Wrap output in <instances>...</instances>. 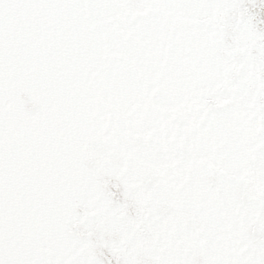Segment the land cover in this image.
Masks as SVG:
<instances>
[{
  "label": "snow or ice",
  "instance_id": "1",
  "mask_svg": "<svg viewBox=\"0 0 264 264\" xmlns=\"http://www.w3.org/2000/svg\"><path fill=\"white\" fill-rule=\"evenodd\" d=\"M0 264H264V0H0Z\"/></svg>",
  "mask_w": 264,
  "mask_h": 264
}]
</instances>
